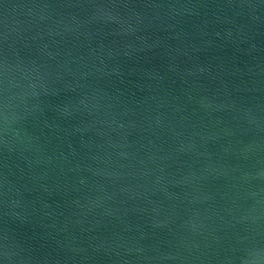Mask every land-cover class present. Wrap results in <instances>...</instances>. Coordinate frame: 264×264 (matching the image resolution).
Masks as SVG:
<instances>
[{
    "label": "water",
    "instance_id": "obj_1",
    "mask_svg": "<svg viewBox=\"0 0 264 264\" xmlns=\"http://www.w3.org/2000/svg\"><path fill=\"white\" fill-rule=\"evenodd\" d=\"M0 264H264V0H0Z\"/></svg>",
    "mask_w": 264,
    "mask_h": 264
}]
</instances>
